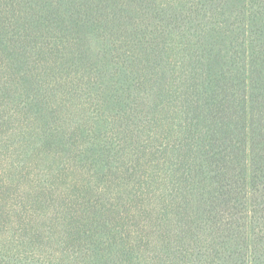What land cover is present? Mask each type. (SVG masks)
<instances>
[{"label": "trees", "instance_id": "16d2710c", "mask_svg": "<svg viewBox=\"0 0 264 264\" xmlns=\"http://www.w3.org/2000/svg\"><path fill=\"white\" fill-rule=\"evenodd\" d=\"M0 264H264V0H0Z\"/></svg>", "mask_w": 264, "mask_h": 264}]
</instances>
